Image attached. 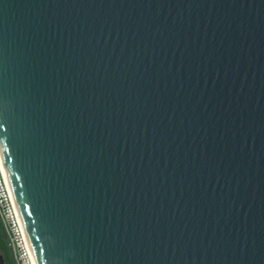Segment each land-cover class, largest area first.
<instances>
[{
    "label": "water",
    "instance_id": "95a60500",
    "mask_svg": "<svg viewBox=\"0 0 264 264\" xmlns=\"http://www.w3.org/2000/svg\"><path fill=\"white\" fill-rule=\"evenodd\" d=\"M0 158L36 264H264V0H0Z\"/></svg>",
    "mask_w": 264,
    "mask_h": 264
},
{
    "label": "built area",
    "instance_id": "2783aa9c",
    "mask_svg": "<svg viewBox=\"0 0 264 264\" xmlns=\"http://www.w3.org/2000/svg\"><path fill=\"white\" fill-rule=\"evenodd\" d=\"M0 222L15 264H36L0 158Z\"/></svg>",
    "mask_w": 264,
    "mask_h": 264
},
{
    "label": "trees",
    "instance_id": "16d2710c",
    "mask_svg": "<svg viewBox=\"0 0 264 264\" xmlns=\"http://www.w3.org/2000/svg\"><path fill=\"white\" fill-rule=\"evenodd\" d=\"M0 253L2 254L4 258L5 264H15L10 248L7 245L6 236L2 229L1 223H0Z\"/></svg>",
    "mask_w": 264,
    "mask_h": 264
},
{
    "label": "rangeland",
    "instance_id": "374dc122",
    "mask_svg": "<svg viewBox=\"0 0 264 264\" xmlns=\"http://www.w3.org/2000/svg\"><path fill=\"white\" fill-rule=\"evenodd\" d=\"M1 223V222H0Z\"/></svg>",
    "mask_w": 264,
    "mask_h": 264
}]
</instances>
